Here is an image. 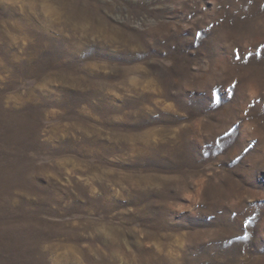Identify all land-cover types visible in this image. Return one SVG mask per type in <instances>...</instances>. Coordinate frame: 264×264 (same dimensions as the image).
Instances as JSON below:
<instances>
[{
    "label": "rangeland",
    "instance_id": "obj_1",
    "mask_svg": "<svg viewBox=\"0 0 264 264\" xmlns=\"http://www.w3.org/2000/svg\"><path fill=\"white\" fill-rule=\"evenodd\" d=\"M262 44L264 0H0V264H264Z\"/></svg>",
    "mask_w": 264,
    "mask_h": 264
},
{
    "label": "snow or ice",
    "instance_id": "obj_2",
    "mask_svg": "<svg viewBox=\"0 0 264 264\" xmlns=\"http://www.w3.org/2000/svg\"><path fill=\"white\" fill-rule=\"evenodd\" d=\"M36 2H37V3H40V0H36ZM260 48H261V49H264V44L260 45ZM247 55H248V56H252V55H254V54L251 53V52H249V53H247ZM235 58H236L237 60L241 59V57H240V55H239V50H237V52L235 53ZM232 87L235 88V84H233ZM225 134L227 135L228 133L226 132ZM243 151H244V152H248V147H245V148L243 149ZM239 158H240V157L237 156V159H239Z\"/></svg>",
    "mask_w": 264,
    "mask_h": 264
}]
</instances>
